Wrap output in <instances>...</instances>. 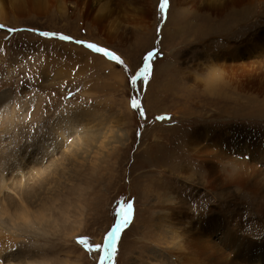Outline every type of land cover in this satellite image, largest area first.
<instances>
[{"label":"rangeland","instance_id":"obj_1","mask_svg":"<svg viewBox=\"0 0 264 264\" xmlns=\"http://www.w3.org/2000/svg\"><path fill=\"white\" fill-rule=\"evenodd\" d=\"M152 1L156 8L158 4V14L147 15L142 26V14L132 3V12L128 8L115 14L104 22L106 28L56 7L45 15H10L14 19L0 28V154L17 152V158L25 156L22 164L27 154L35 156L42 168L51 160L49 171L54 166L56 172L60 170L57 182L46 185L58 193L50 206L55 223L16 232L18 238L10 249L25 258L22 264H209L192 253L191 242L197 237L179 229L188 227L203 210L231 228L224 246L229 258L238 264H264V220L256 213L264 199L258 191L207 185L198 171L201 162L186 143L189 137L199 139L212 153L223 127L230 132L229 127L241 124L264 132V88H260L264 72L238 78L255 82L246 87L249 90L221 75L213 79L211 92L207 88L212 55L228 43L247 39L251 28L234 36L236 16L235 22L226 17L225 26L224 18L210 16L209 21L202 19L200 33L194 25L199 23L197 15L187 13L181 18L183 25L173 28L176 14L165 23L161 0ZM88 43L115 53L122 62L89 49ZM149 52L153 57L147 79L138 77L133 83L132 76ZM181 83L186 87L183 92ZM133 99L138 107L132 106ZM71 114L78 123L66 126L65 135L56 134L58 123ZM89 114L93 120L85 119ZM82 132L96 134L95 141L83 145L78 140ZM259 135L254 131L246 143L231 141L232 156L264 165V151L261 157L247 159L255 140L264 146ZM74 151L79 152L75 158L70 156ZM220 165L223 170L232 167L228 160ZM26 172L22 176H29L32 183L34 178ZM4 174H9L6 167ZM10 180L7 177V185ZM4 190L14 197L11 190ZM180 201L187 215L178 223L171 218V208L179 213ZM129 204L130 222L117 234L111 258L102 262L104 250L94 246L104 244L112 226L128 213ZM210 233L206 231L203 239L218 242L220 233ZM82 237L92 250L78 243ZM233 238L238 247H232Z\"/></svg>","mask_w":264,"mask_h":264},{"label":"bare ground","instance_id":"obj_2","mask_svg":"<svg viewBox=\"0 0 264 264\" xmlns=\"http://www.w3.org/2000/svg\"><path fill=\"white\" fill-rule=\"evenodd\" d=\"M153 2L154 1L152 0H0V24L8 22V20H13L14 18H10V15L13 17L14 15H25L29 14L30 12H32L33 14H44V12L51 9L52 7L53 9L54 7H56L60 12L67 11L70 12L69 14L79 15L81 19L89 20L91 24H95L97 26H100L101 28H106L107 25H105L104 22L110 20L109 18H113L112 16H114L115 14L118 15V13H120L122 10L129 8V10L132 12V3H135L138 12L142 14V19L140 20V26H142V24H145L147 15L158 14V4L156 8ZM165 9V23L174 20L173 16L175 17L176 14V19L178 22L174 20L176 26H173V28H180L179 26L183 25V20L181 18L183 14L186 13L190 15L192 14V16L194 17L195 15H197L199 23L194 22V25L198 29L202 24V19H205V21H209L210 19L208 18L211 17H222V19L224 18L223 25L225 26L226 17L229 20L235 22L233 18L234 16H236L237 21L234 23L236 27V30H234L233 32L234 36L238 32H242L243 30L251 28L252 33L247 37V39H242L237 44L228 43L226 46H224V48L222 47V49H219V51L221 52L220 54H218V51V53L212 55L213 63L210 64V71L212 75L206 76L209 82L207 88H210V92L213 88V79L217 78L220 75L226 80V82L230 80L235 82L236 84L244 83L243 87L245 89H248L246 87H249L251 81L246 82L245 80L244 82H241L242 78H253L252 76H258L261 72H264V0H171V2ZM247 15H250V17H248ZM180 21L181 23H179ZM165 25L163 29H165ZM194 25L192 22L190 23V26ZM199 30L200 33H203V29ZM118 35H120V32H118ZM208 47L209 49H211L210 46ZM240 76H242L241 80L238 79ZM181 86V92L185 91L186 89L184 88L186 87L184 86V84L181 83ZM260 88H264L263 82L260 84ZM179 96H181V94H179ZM259 113L260 112L258 111V114ZM70 116L71 118L63 119L58 123L56 134H66V126L70 127L72 126V122L76 121V119L73 118L75 116H73L72 114ZM261 117L264 116L262 115ZM92 118L93 117L90 114L85 117L86 120H93ZM75 123L78 122L76 121ZM223 128L218 134L221 138L215 140V142H217L214 145L216 149L212 153V150L204 146L203 143L201 144L199 139H192L189 137L186 140L187 146L191 148V154L194 157H197L201 162L198 165L199 174L201 175V177H203L204 182L207 185H210V187L216 185L219 189H223L225 187H229L230 185L237 186L241 189L251 190L253 192L255 191V194H257L258 191L261 199H264V165L260 163L261 161L253 165L252 163H250V161L245 163L242 160L235 159L236 157L232 156V147H230L231 141L244 143L248 142L252 139L251 137L254 131H258L260 133L261 139L259 142L263 144L264 132H262L259 128V130H251V128L248 129L246 125L244 127V125L241 124L237 125L236 127H229L232 130L230 132H226L227 130ZM87 132H82L78 135V140L81 138V140L83 141V145L85 146L90 145L91 142L95 141L96 139V134ZM194 134L196 135V133ZM214 136L215 135L209 136V139H212ZM255 142L256 147L251 144V150H247L248 152H251L250 154H248L247 159L263 156L261 155V153L264 151V146L259 145L256 140ZM40 143L42 144V146H44L43 141H41ZM0 144H2V139H0ZM54 146L57 148L56 145ZM239 146L242 147V143ZM78 148L77 151L80 150V148ZM239 148L240 147L237 146L238 152H240ZM38 149L40 148L38 147ZM67 152L70 153L69 150ZM46 153H48L46 152V150L42 151L43 155H46ZM78 153L74 151L70 156L75 158L78 156ZM16 154L17 152L10 151L6 155L0 154V264H22V261L25 259H21L19 256H16L17 253L14 254L13 252H11L12 250L10 248L14 245L15 240L18 238V234H16V232H26L32 228H36L37 224L39 225L40 223H48L49 225H53L55 223L54 218L52 217V215H50V206L52 207V204L54 203H51L52 197L54 198V196H56L58 193L51 192L53 189H51V187H46V185L51 184L52 182L53 184H55L57 182L56 179L58 180L60 176V170L58 171L59 173L56 172L57 169H55L56 166H54L52 170L49 171V167L54 164V162L49 163L51 162V160L48 161L47 167L42 168L40 164L36 163L38 161V158L35 156H27L28 154L26 155V160L29 158H31V160H29L28 162L25 160L24 164H22V159H24L25 156L17 158ZM3 156L7 158H4ZM66 158L67 157H65V159ZM6 159L7 161L5 162ZM226 160L231 162L232 167L223 170L221 169L222 167L220 168V163ZM4 167H6V170H8V175L4 174ZM25 170L27 171V174L32 175L31 179L34 178V181H32V183H29V176H27V179L26 177L22 176L23 171ZM31 170L32 172L30 173ZM194 171L197 172L196 169ZM53 175H56V177L53 178ZM6 176L8 178H11V184H6ZM22 178H24L23 183H21ZM4 189L11 190L14 193V197L13 194L11 196L8 193H4ZM57 199L58 198H56V200ZM263 201L264 200H262L261 203L257 205L256 210L258 211L256 213H258L257 216L262 215L263 217L260 218H263L264 220ZM183 203L184 202L180 201V206L178 207L180 208L179 213L177 212L178 215L171 208V218L178 220V223L180 219L187 215V211L183 208ZM174 204L177 205L176 203ZM210 217L211 214H209L208 210L200 211V215L193 218L195 220L194 222H192L193 219H190L188 227L179 228L181 231L184 229L185 233L197 237L194 242H191L192 253L197 256L203 257L204 259H206V262L208 261L212 264H238L234 258L235 255L233 256L234 259H231L229 258L228 252L225 251V248H227L228 246L227 242L230 240L229 233L231 228H229L228 224H224L220 220H213ZM186 218L189 219L190 217ZM182 223H184V221ZM182 223H180V225H182ZM212 223L215 225V227H212L213 230L209 226H207ZM197 224H199V227H197ZM6 225L8 226L7 229L4 227ZM204 226L207 227L203 228ZM187 228L189 230H187ZM208 230L210 232L212 231V233L210 234H216L217 232L220 233L218 242L212 240L210 241L209 239L211 237L208 240L205 238L203 239V237L205 236V232ZM232 242V247L239 246L237 245L235 238L232 239ZM3 251H5L4 254ZM27 252L32 253V249L29 248Z\"/></svg>","mask_w":264,"mask_h":264},{"label":"snow or ice","instance_id":"obj_3","mask_svg":"<svg viewBox=\"0 0 264 264\" xmlns=\"http://www.w3.org/2000/svg\"><path fill=\"white\" fill-rule=\"evenodd\" d=\"M169 0H161L160 3V10L161 12L164 11V9L168 6ZM5 25L0 24V28H4ZM9 31H17V29H9ZM43 36H49V35H55L53 33H41ZM61 39L69 40L71 39L68 36H61ZM77 43H84L82 41H77ZM87 47L95 52H103L105 55L109 56L111 59L116 60L118 62L120 61V58L115 54L110 52L107 49L101 48L95 44L88 43ZM153 57V53L149 52L147 56L144 58V64L143 67L139 69L136 76H132V82L135 83L138 77H143L144 79H147L148 74L150 73V65L148 61ZM132 106L138 107V102L133 99ZM131 205H128V213L123 216L122 218L118 219L116 223L112 226L111 230L107 233L104 244L103 245H95V250L100 251L101 249L104 250V255H101L100 260L103 262L107 259H110L112 256V252L114 251V242L117 238V234L121 231L122 228L126 227L128 223L130 222L131 217ZM119 215V213H118ZM78 243L86 245L89 250H92L93 246L88 243V240L86 237L78 238Z\"/></svg>","mask_w":264,"mask_h":264}]
</instances>
